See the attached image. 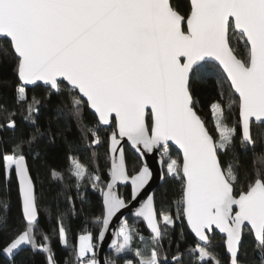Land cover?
Listing matches in <instances>:
<instances>
[{
  "label": "snow or ice",
  "instance_id": "6c2138e0",
  "mask_svg": "<svg viewBox=\"0 0 264 264\" xmlns=\"http://www.w3.org/2000/svg\"><path fill=\"white\" fill-rule=\"evenodd\" d=\"M189 3V10L182 13L171 0H0V57L14 62L19 81L15 102L23 119L35 128L31 136L14 144L11 154L0 157L5 178L10 180L13 173L18 178L24 222L23 228L11 229L0 249L10 264H16L25 249L43 251L49 264H56L49 237L39 230L35 184L24 154L25 145L31 148L43 134L36 120L42 101L29 96L28 86H43L47 97L61 98L57 115L67 109L82 134L91 135L92 145L101 144L100 126L112 128L110 181L99 189L105 210L96 221L100 239L111 218L127 207L116 194V184L130 180L131 199L136 200L152 179L144 155L159 149L167 175L180 180L175 214L165 211L164 204L158 208L154 194L149 195L135 215L146 221L150 237L146 240L125 221L113 241L117 255L134 251L137 264H163L159 245L167 229L182 219L196 237L187 253L193 264H222L210 250L214 229L226 234L228 264H242L241 250L249 234L259 264H264V161L249 175L236 159H222L236 139V127L230 126L226 115L233 105L239 108L241 144H254L253 125L264 127V0ZM234 38L243 42L245 55L233 46ZM213 61L227 80V91H221L224 103L212 105L215 136L198 115L191 90L192 80L211 71ZM85 107L97 117V126L84 122ZM0 111L8 112L2 105ZM15 115L8 112L0 131L15 133ZM124 138L141 157L143 166L134 175L127 169ZM169 142L182 150V160L167 156ZM69 171L78 188L86 177L93 187L101 179L77 157L71 158ZM52 175L64 178L56 171ZM8 209V202L0 200V232L11 228ZM59 235L67 246L62 221ZM136 238L145 242V252L133 247ZM79 240L74 264H99L92 233ZM183 256L178 251L172 257L174 264H183Z\"/></svg>",
  "mask_w": 264,
  "mask_h": 264
},
{
  "label": "trees",
  "instance_id": "16d2710c",
  "mask_svg": "<svg viewBox=\"0 0 264 264\" xmlns=\"http://www.w3.org/2000/svg\"><path fill=\"white\" fill-rule=\"evenodd\" d=\"M171 2L182 13L189 10V0H171ZM233 46L241 56L246 54L244 44L238 38L233 39ZM209 67L212 69L211 71L198 74L192 80L191 90L196 101L198 115L215 136L217 134L212 105L217 102L224 103L221 91H227V80L216 65L211 64ZM18 83L14 72V62L7 57H0V105L8 112H15L16 115L12 118L17 122L15 133L8 130L0 131V157L3 154H11L14 144L21 137H29L35 132L33 125L23 119L24 113L20 111L15 102V88ZM28 93L29 96L35 95L42 101L36 120L40 132L43 134L37 136L31 148L27 145L24 148L29 171L35 184L39 230L40 233L47 234L49 237V244L56 264H74L75 248L78 246L81 235L91 232L92 243L95 246L97 243L101 226L96 221L97 218H102L104 215L102 193L99 189L104 188L110 180L108 138L112 128L100 126L101 144L92 145L91 135L82 134L76 118L67 109L64 115H57V105L61 98L55 94L50 98L47 97V89L43 86L29 88ZM233 98L235 99V97ZM8 112L0 111V124L7 122ZM83 114L84 122L89 127L97 126V117L87 107ZM226 115L230 126L236 127V139L232 149L227 155L222 156V159L224 161L236 159L242 165V170L252 175L258 167L262 166L261 161H264V127L253 125L254 144L252 146L241 144L242 132L239 124L238 104L233 105ZM94 153L95 158H93ZM167 156H175L177 160H181L179 153L172 147H168ZM72 157L79 158L93 174L100 176L97 189L93 187V182L87 177L80 181V187H77V180L69 171ZM125 160L130 175H134L135 169L142 167L141 159L127 145L125 146ZM166 162L167 157H165V164ZM53 171L61 173L64 177L63 180L54 178ZM181 191L180 180L172 179L165 170L164 183L155 192L157 207L164 204L165 211L175 214V201L180 198ZM119 194L121 198L129 202L131 188L129 186L120 187ZM0 200H6L9 204L7 215L11 225L10 229L0 232V249H2L11 234V229L24 227L18 179L14 173L10 180L5 178L2 159H0ZM61 221L67 230V246L62 243L59 235ZM127 224L146 240L150 237L151 234L141 219L129 217ZM167 232L168 235L164 237L158 248L163 264H174L172 257L178 251L184 254L183 264H193V257L187 253L188 249L194 246L196 240L190 233L186 222L182 219L177 220L173 227L167 229ZM37 239L40 240L41 237L38 236ZM133 247L139 248L141 252L147 250L145 242L139 238L134 240ZM210 250L221 260L222 264H228L229 257L226 254L224 239L218 234L212 236ZM165 257H167L166 260H164ZM107 259L115 261V264H127L129 260L132 261V264H137L139 257L135 255L134 251L119 255L114 251L107 255ZM240 260L242 264H259L258 250L255 248V241L250 234L245 236ZM21 262L23 264H49L47 253L32 252L30 249H25L16 258V264H21ZM0 264H10L9 258L2 251H0Z\"/></svg>",
  "mask_w": 264,
  "mask_h": 264
},
{
  "label": "water",
  "instance_id": "95a60500",
  "mask_svg": "<svg viewBox=\"0 0 264 264\" xmlns=\"http://www.w3.org/2000/svg\"><path fill=\"white\" fill-rule=\"evenodd\" d=\"M212 64L216 65L221 70V72L223 73V75L226 78V74L218 66V62H214L213 61ZM33 87H35V86H28V89L29 88H33ZM101 127L102 128H110L109 126H101ZM241 132H242V129H241ZM121 144L124 147V155H125V146L127 145L141 159L139 153L136 152V150L132 147L131 143L127 140V138H124L121 141ZM252 145L253 144H251L250 146H252ZM168 147H172L174 150H176L179 153L180 158L182 160V150H180L179 147L174 144V142H169V146ZM143 161L147 163V165H148L149 169L152 171L153 175H152V179L149 180L148 184H146L144 189L141 190V192L137 196L136 200L130 199L129 202H126V200L124 198H121L120 194H119V188L120 187H126V186H129L131 188V193H132V184H131L130 180L126 181V182L125 181L118 182L116 184V186H115L116 194L121 199H123L126 202L127 207L121 209L120 212L116 213V215L111 218L108 230L105 232L103 239H100V236L98 235L96 248H95V256H96V259L99 262V264H108L107 255L109 253H112V252L115 251V249L113 247V241L116 240V238H117L116 237V232L119 231L121 225L125 221L127 222L129 217H134V218H137V219H141L144 222L148 232L150 233V229L147 226L146 221H144L143 218H141V217H137L135 215V212H136L137 209H139L141 207L142 203H144L147 200L149 195H153L154 194V196H155L156 190L164 183V180H165V165L161 164V157H160V150L159 149L154 150L151 153H147L146 155H144ZM111 162L112 161H111V158H110V167H111ZM162 176H163V179H161ZM18 184H19V181H18ZM19 190H20V188H19ZM35 193H36V190H35ZM103 199H104V197L102 195V201H103ZM103 207H104V204H103ZM186 224H187V222H186ZM188 229H189V227H188ZM189 231H190V233L193 235V237L196 240V237H195L194 233H192L190 229H189ZM214 234H218L222 239H224L225 249H226V254H227V248H226V239H227V237H226V234L221 232L219 229H214L213 232H212V236ZM227 256H228V254H227Z\"/></svg>",
  "mask_w": 264,
  "mask_h": 264
},
{
  "label": "rangeland",
  "instance_id": "374dc122",
  "mask_svg": "<svg viewBox=\"0 0 264 264\" xmlns=\"http://www.w3.org/2000/svg\"><path fill=\"white\" fill-rule=\"evenodd\" d=\"M100 136V135H99ZM171 158L172 159H177V157H175V156H171ZM95 189H97V187H95ZM94 251H95V249H94Z\"/></svg>",
  "mask_w": 264,
  "mask_h": 264
},
{
  "label": "crops",
  "instance_id": "0c3cea01",
  "mask_svg": "<svg viewBox=\"0 0 264 264\" xmlns=\"http://www.w3.org/2000/svg\"><path fill=\"white\" fill-rule=\"evenodd\" d=\"M79 243H80V240H79ZM79 243H78V244H79Z\"/></svg>",
  "mask_w": 264,
  "mask_h": 264
}]
</instances>
